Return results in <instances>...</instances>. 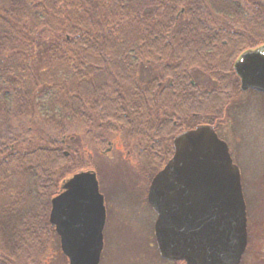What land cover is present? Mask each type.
I'll return each instance as SVG.
<instances>
[{"label": "trees", "instance_id": "1", "mask_svg": "<svg viewBox=\"0 0 264 264\" xmlns=\"http://www.w3.org/2000/svg\"><path fill=\"white\" fill-rule=\"evenodd\" d=\"M263 45L264 0H0V264H53L51 199L73 173L98 171L108 141L156 139L135 161L150 180L174 135L217 129L241 92L234 60ZM137 50L154 74L141 76Z\"/></svg>", "mask_w": 264, "mask_h": 264}, {"label": "water", "instance_id": "2", "mask_svg": "<svg viewBox=\"0 0 264 264\" xmlns=\"http://www.w3.org/2000/svg\"><path fill=\"white\" fill-rule=\"evenodd\" d=\"M240 89L264 93V45L234 62ZM147 201L163 259L185 264H240L248 244L239 166L211 124L176 134L173 154L151 179ZM106 220L104 195L92 169L65 179L51 199L49 221L69 264H99Z\"/></svg>", "mask_w": 264, "mask_h": 264}, {"label": "rangeland", "instance_id": "3", "mask_svg": "<svg viewBox=\"0 0 264 264\" xmlns=\"http://www.w3.org/2000/svg\"><path fill=\"white\" fill-rule=\"evenodd\" d=\"M200 76L195 79L202 80ZM218 121L215 130L228 143L232 159L240 168L246 203L249 246L240 264H258L256 256L264 254V96L251 89L240 92ZM69 128L71 132L82 133L79 126ZM121 136L123 141L119 138L113 142L110 152L100 150L96 157V173L106 208L99 264H185L160 256L153 227L156 214L146 198L148 175L136 167L137 147L131 146L129 150L120 144L134 137L125 133ZM86 144V153L95 154L94 146L83 138L82 145ZM58 250L62 253L59 240H55L50 262L69 264Z\"/></svg>", "mask_w": 264, "mask_h": 264}, {"label": "flooded vegetation", "instance_id": "4", "mask_svg": "<svg viewBox=\"0 0 264 264\" xmlns=\"http://www.w3.org/2000/svg\"><path fill=\"white\" fill-rule=\"evenodd\" d=\"M139 50H137V52L135 53V60L137 61V62H139L140 63V66H137V67H140L139 69H140V71H142L141 72V76L143 77H148L149 76V72H151L152 71V73L153 72H155V70L157 69V66H155V64H150L149 62H147L148 64H146V65H143V59H141L142 57H141V49H140V52H138ZM202 58L205 60V61H210V60H214V61H216V59H217V61H218V52H216V53H208V55L206 54H204V55H202ZM237 59V58H236ZM235 59V60H236ZM235 60H234V62H235ZM234 62H233V65H234ZM139 65V64H138ZM198 68H200V67H198ZM198 68H195L194 66L193 67H190L189 66V64L186 66V68H184L183 69V71H190L191 69H194V70H198ZM199 71V70H198ZM154 74V73H153ZM198 75H201L200 76V78H202V80H199V77L197 78V81L198 82H201L203 85V87H206V86H212V84L214 83V82H208L207 83V76L204 74V73H202V72H200L199 71V73L198 74H196V77L198 76ZM238 77V76H237ZM196 80V79H195ZM194 79H191V81L189 80V82L191 83V84H193V85H195L196 84V81H195ZM238 80H239V87H240V79H239V77H238ZM142 84H144V80H142V81H140ZM217 82V81H216ZM157 84H159V83H157ZM248 90H250V89H247V90H241V92H243V91H248ZM197 126V125H196ZM188 129H190V128H188ZM188 129H185V130H188ZM185 130H182V131H180V132H183V131H185ZM218 130V129H217ZM180 132H178V133H180ZM177 133V134H178ZM218 133V132H217ZM175 136V135H174ZM174 136H173V138H174ZM173 138H172V145H173ZM148 139V138H147ZM157 140L155 139L154 140V142H156ZM154 142L151 140V142H149V140H146V138H141L140 139V142L139 143H137L136 145H134L135 147H137V152H136V156H135V161L137 160V158H138V152H141V151H143L144 149H150L151 151L152 150H155V145H154ZM149 144V145H148ZM112 147H113V143H112V141H108V146H107V148L104 150V153H107V152H110L111 150H112ZM127 152H130L129 150L127 151ZM65 154H67V153H65ZM150 182H151V179L149 180V183H148V186H147V191H148V188H149V185H150ZM146 197H147V193H146Z\"/></svg>", "mask_w": 264, "mask_h": 264}]
</instances>
